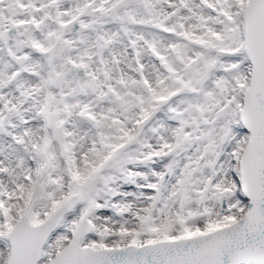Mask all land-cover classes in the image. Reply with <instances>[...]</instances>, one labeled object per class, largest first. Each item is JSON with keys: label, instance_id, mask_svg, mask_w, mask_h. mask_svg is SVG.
I'll list each match as a JSON object with an SVG mask.
<instances>
[{"label": "snow or ice", "instance_id": "obj_1", "mask_svg": "<svg viewBox=\"0 0 264 264\" xmlns=\"http://www.w3.org/2000/svg\"><path fill=\"white\" fill-rule=\"evenodd\" d=\"M0 264H264V0H0Z\"/></svg>", "mask_w": 264, "mask_h": 264}]
</instances>
